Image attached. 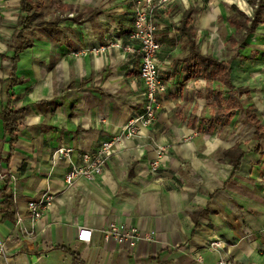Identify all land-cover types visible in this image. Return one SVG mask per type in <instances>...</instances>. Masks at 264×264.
Instances as JSON below:
<instances>
[{
    "label": "crops",
    "instance_id": "1",
    "mask_svg": "<svg viewBox=\"0 0 264 264\" xmlns=\"http://www.w3.org/2000/svg\"><path fill=\"white\" fill-rule=\"evenodd\" d=\"M21 2L0 0V115L9 101L25 109L13 150L0 117V160L17 179L13 217L0 212V264H264V138L247 119L254 111L264 132V0H178L163 13L158 61L168 90L157 120L123 140L103 174L71 187V163L142 112L139 60L115 46L135 44L134 4L33 0L31 46L14 71ZM255 14L260 23L248 32L245 17ZM186 20L199 53L229 63L231 90L190 77L191 42L178 31ZM12 72L20 83L10 89ZM230 91L242 109L219 105L216 94L224 105ZM222 114L231 116L220 122ZM158 146L168 156L152 174ZM61 148L74 150L71 162L55 160ZM44 193L55 201L33 225L27 204ZM17 214L32 234L16 226ZM113 223L153 240L134 250L106 241L102 231ZM79 227L94 231L90 244L77 241ZM213 241L225 248L210 250Z\"/></svg>",
    "mask_w": 264,
    "mask_h": 264
},
{
    "label": "built area",
    "instance_id": "2",
    "mask_svg": "<svg viewBox=\"0 0 264 264\" xmlns=\"http://www.w3.org/2000/svg\"><path fill=\"white\" fill-rule=\"evenodd\" d=\"M131 1L134 4V13L133 27L129 33V39L135 44L124 45L121 41H117L115 46L121 48L125 53L137 57L139 60V73L144 85L142 112L129 120L120 135L100 143L93 151L82 153L78 163H71V168L64 177L69 187L73 186L76 180L80 178L93 181L97 176L103 174L112 155L116 152L117 146L123 140L134 139L140 136L142 129L150 128L157 120L158 111L161 109V96L168 90L166 83L162 79L158 61V54L162 47L158 33L163 28L159 18L178 0ZM104 50L105 48H101L98 52ZM196 135L194 133V136ZM73 152L74 150L71 148H61L55 152L54 158L56 161L64 159L71 162ZM167 156V147H156V159L152 162L150 169L152 174H156L159 171L164 165ZM7 180L13 186L12 193L13 197H15L17 179L3 166L0 160V185ZM54 201V195L44 193L28 202L27 215L33 225L42 219ZM15 224L23 233H28L25 227V218L22 215H16ZM93 232L90 228L79 227L77 241L90 244ZM102 232L106 241L113 240L121 246H127L130 250H134L140 242L153 240V234L151 233H142L137 228L121 227L116 223L111 224ZM28 234H32V232ZM208 247L213 251H221L225 248L220 241H213ZM219 264H232V262L222 258Z\"/></svg>",
    "mask_w": 264,
    "mask_h": 264
},
{
    "label": "trees",
    "instance_id": "3",
    "mask_svg": "<svg viewBox=\"0 0 264 264\" xmlns=\"http://www.w3.org/2000/svg\"><path fill=\"white\" fill-rule=\"evenodd\" d=\"M33 0H22L21 2V10L22 13L25 14V16L20 17L19 25L21 29L16 34L14 38L13 45L10 47L12 51L14 52V56L11 58L14 65V71L16 70L17 61L19 54L25 50L26 48L31 46V42L27 36V33L32 30L35 26V19H36V12H37V6H35L32 3ZM251 22L250 27L247 29L248 32H253L256 28V26L260 23V20L257 18V14L254 15L253 19H248L245 17L244 23ZM189 21L186 20L185 23L178 29L179 32H184L185 35H189V39L191 42L190 47V56L185 59V63H192V66L190 67L191 71V78L197 77V78H204L207 81L210 82H219L229 88L230 90L233 88V85L231 83L230 79V65L229 63L224 62H218L217 60L212 59L211 57L203 56L199 53L198 49L196 48L193 37L190 36L189 32L187 31V28L189 26ZM6 58V56H2ZM12 79L9 83L8 88H13V86H16L20 83V80L16 77L15 72H12ZM240 92V91H239ZM236 94L230 91L229 93V100L223 104H221V94H216V100L218 101L219 105L225 106L226 110L233 108L236 111L239 109H242L241 104H239L238 100L236 99ZM13 98V97H11ZM10 98V99H11ZM231 114L229 115H220L218 116V121L221 122L223 118H230ZM1 119L4 123V128L6 134L10 137V143L13 150V145L18 141L17 132L18 127L23 123L25 118V109H21L19 111H15L11 107V101H9L8 105L4 108L0 115ZM247 119L248 121L255 127L256 129V136L259 140L264 138V132H261L260 129V121L257 119L254 111H247ZM258 149V146L255 148ZM242 157H239V159ZM235 170L238 169L239 161L234 163ZM11 182L9 180L5 181L2 185H0V212L4 214V217L12 218L14 215V198L10 191Z\"/></svg>",
    "mask_w": 264,
    "mask_h": 264
}]
</instances>
